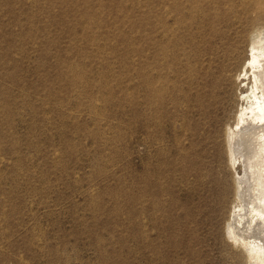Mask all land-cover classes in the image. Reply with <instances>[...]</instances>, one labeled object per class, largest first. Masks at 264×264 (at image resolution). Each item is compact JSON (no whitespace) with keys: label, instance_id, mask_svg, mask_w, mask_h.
Instances as JSON below:
<instances>
[{"label":"rangeland","instance_id":"1","mask_svg":"<svg viewBox=\"0 0 264 264\" xmlns=\"http://www.w3.org/2000/svg\"><path fill=\"white\" fill-rule=\"evenodd\" d=\"M156 9L157 0H0V264H248L224 236L243 163L222 173L228 190L214 211L215 195L191 204L189 178L173 185L158 154L191 145L189 27L175 32L172 124L164 109V129H141ZM159 163V176L146 174Z\"/></svg>","mask_w":264,"mask_h":264},{"label":"bare ground","instance_id":"2","mask_svg":"<svg viewBox=\"0 0 264 264\" xmlns=\"http://www.w3.org/2000/svg\"><path fill=\"white\" fill-rule=\"evenodd\" d=\"M156 11L158 44L150 65L144 55L140 69L141 129H164L158 122L164 109L172 124L166 105H173V92L177 104L173 72L177 78L181 72L175 32L189 27L186 97L191 145L184 154L176 141L169 154H158L172 169L173 185L189 178L191 204L202 192H208L206 201L215 195L210 205L214 211L217 199L228 190L222 173L226 168L235 172L243 163L244 175L237 172L234 179V206L224 236L248 264H264V0H187L186 5L182 0H157ZM148 135L153 142L155 134ZM162 169L159 163L146 168V174L159 176Z\"/></svg>","mask_w":264,"mask_h":264}]
</instances>
